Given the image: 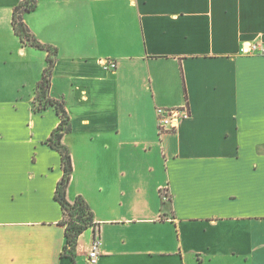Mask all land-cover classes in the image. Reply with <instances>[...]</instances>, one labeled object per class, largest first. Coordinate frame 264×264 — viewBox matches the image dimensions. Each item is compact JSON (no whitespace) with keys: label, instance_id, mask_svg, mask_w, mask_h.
I'll return each instance as SVG.
<instances>
[{"label":"crops","instance_id":"0c3cea01","mask_svg":"<svg viewBox=\"0 0 264 264\" xmlns=\"http://www.w3.org/2000/svg\"><path fill=\"white\" fill-rule=\"evenodd\" d=\"M20 2L0 0V264H72L47 144L60 118L34 107L48 53L15 34ZM23 19L57 51L67 198L93 212L97 264H264V56L240 54L264 44V0H37ZM186 106L159 135L156 109Z\"/></svg>","mask_w":264,"mask_h":264},{"label":"trees","instance_id":"16d2710c","mask_svg":"<svg viewBox=\"0 0 264 264\" xmlns=\"http://www.w3.org/2000/svg\"><path fill=\"white\" fill-rule=\"evenodd\" d=\"M37 7V0H21L15 7L13 13L12 26L15 34L25 45L46 51L47 67L45 68L41 81L35 89V111L42 112L49 107H54L60 118L58 127L53 131L47 144L61 155L63 177L59 181L55 191V200L60 203L65 227L66 245L61 254L63 258H69L75 264L78 239L89 228H94V215L89 205L81 197H77L74 202L67 198L68 189L73 174V163L69 149L64 145L63 139L72 130L71 119L65 108L64 102L52 99L49 95L51 80L56 63L57 51L55 48L41 44L28 29L23 16L34 11Z\"/></svg>","mask_w":264,"mask_h":264},{"label":"built area","instance_id":"2783aa9c","mask_svg":"<svg viewBox=\"0 0 264 264\" xmlns=\"http://www.w3.org/2000/svg\"><path fill=\"white\" fill-rule=\"evenodd\" d=\"M241 55H261L264 56V44L261 42H252L243 44L240 47ZM103 69L107 72H115L117 70V62L114 60H108L103 63ZM157 127L159 135L176 133L180 124L189 119L191 116L189 107H177V108H157ZM94 231L96 233L95 240L90 253L88 254V263L97 264L99 258V245L100 239L98 236L99 229L95 225Z\"/></svg>","mask_w":264,"mask_h":264}]
</instances>
